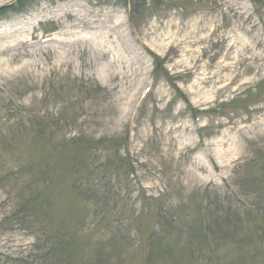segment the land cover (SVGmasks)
Returning <instances> with one entry per match:
<instances>
[{
	"label": "rangeland",
	"instance_id": "374dc122",
	"mask_svg": "<svg viewBox=\"0 0 264 264\" xmlns=\"http://www.w3.org/2000/svg\"><path fill=\"white\" fill-rule=\"evenodd\" d=\"M131 1L0 0V264H264V0Z\"/></svg>",
	"mask_w": 264,
	"mask_h": 264
},
{
	"label": "trees",
	"instance_id": "16d2710c",
	"mask_svg": "<svg viewBox=\"0 0 264 264\" xmlns=\"http://www.w3.org/2000/svg\"><path fill=\"white\" fill-rule=\"evenodd\" d=\"M93 140V139H92ZM78 142H79V144L74 140V142L75 143H77L79 146H80V152H83V151H85V150H89V148H86V143H88V140L86 139V140H83V139H78L77 140ZM106 142V140L104 139V138H101V139H98V140H96V144H104ZM110 160L108 159V158H106V160L105 161H103L102 162V164H101V170L102 171H104V172H106V171H108L110 168H111V163L109 162ZM37 165H39V163L38 162H36V161H34V162H30V164H29V166H31V167H37ZM46 166V165H45ZM46 167H48V166H46ZM96 170V168H93V169H91V172L93 173L94 171ZM91 172H89V173H91ZM83 173L84 172H81V173H79L78 175H77V178H78V180H79V187L81 188V189H83V184H82V177H83ZM87 180L88 179H86L85 180V182L87 183ZM76 184H78V181L76 182ZM107 194H108V192H107ZM107 194H104L103 195V197H107ZM98 196H99V192H98ZM35 199H34V196L31 198V204H32V202L34 201ZM253 216H255V218H262L263 220H264V211L263 212H260V211H256L254 214H253ZM257 226H256V229H260V228H263L264 227V221L263 222H259V223H257L256 224ZM205 229H206V227H205ZM153 238L152 239H150V241L147 243V247H151L153 244H154V242H155V239H156V237L157 236H152ZM253 248H255V247H252L251 249H253ZM246 250H248V249H244L243 250V258H246L247 256H246ZM213 252H218V250L216 251V250H214L213 249ZM248 252V251H247ZM197 262H199L200 263V261H201V259H199V258H197V260H196Z\"/></svg>",
	"mask_w": 264,
	"mask_h": 264
}]
</instances>
